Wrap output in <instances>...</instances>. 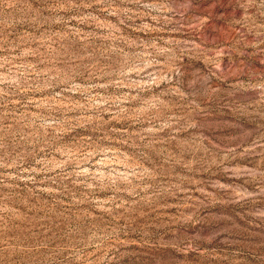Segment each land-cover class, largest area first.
I'll return each mask as SVG.
<instances>
[{
    "label": "rangeland",
    "instance_id": "1",
    "mask_svg": "<svg viewBox=\"0 0 264 264\" xmlns=\"http://www.w3.org/2000/svg\"><path fill=\"white\" fill-rule=\"evenodd\" d=\"M0 264H264V0H0Z\"/></svg>",
    "mask_w": 264,
    "mask_h": 264
},
{
    "label": "clouds",
    "instance_id": "2",
    "mask_svg": "<svg viewBox=\"0 0 264 264\" xmlns=\"http://www.w3.org/2000/svg\"><path fill=\"white\" fill-rule=\"evenodd\" d=\"M134 71H135L136 75L139 76L140 73H141V71H142V69H141V67L136 66L134 68ZM123 75L129 77V84H128L129 87L139 88L140 90H143L147 86L146 83H141L139 81H131V79H130V73H123ZM164 79H167V77L165 76ZM104 139H110V137H108L106 135L104 137ZM92 155H93V153H87L84 159L85 160L90 159L92 157ZM95 155H100L103 158V157H106L107 156V153L104 152L102 149H97L96 152H95ZM113 162H115V160H113ZM104 164H105V166H107V159L104 160ZM205 196H206V193H205Z\"/></svg>",
    "mask_w": 264,
    "mask_h": 264
}]
</instances>
